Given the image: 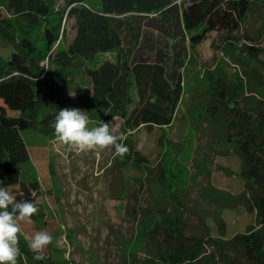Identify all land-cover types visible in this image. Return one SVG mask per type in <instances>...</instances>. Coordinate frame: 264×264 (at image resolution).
<instances>
[{
    "label": "trees",
    "instance_id": "1",
    "mask_svg": "<svg viewBox=\"0 0 264 264\" xmlns=\"http://www.w3.org/2000/svg\"><path fill=\"white\" fill-rule=\"evenodd\" d=\"M90 1L0 0V38L13 48L0 60V187L16 186L28 197L38 192V183L19 180L17 167L29 160L20 132L34 130L56 139L51 125L64 108L85 111L98 126L118 118L123 131L170 126L182 96L189 47L212 32H238L257 8H264V0H96L97 8ZM51 16L57 21L42 31V54L30 32ZM71 20L74 36L64 47L65 25ZM18 29L22 37L16 39L13 32ZM245 49L259 62L257 47ZM111 50L116 51L115 62L86 65ZM49 64L57 67L56 75L45 69ZM218 88L207 112L212 122L222 121L220 136L232 144L243 189L235 196L215 198L225 200L228 208H244L253 223L224 238L219 218L218 237H188L178 210L166 202L140 207L150 264H264V100L251 108L252 115L224 85ZM128 147L122 164L143 166L146 159ZM19 248L17 264H58L45 257L34 260L36 253L20 234Z\"/></svg>",
    "mask_w": 264,
    "mask_h": 264
},
{
    "label": "rangeland",
    "instance_id": "2",
    "mask_svg": "<svg viewBox=\"0 0 264 264\" xmlns=\"http://www.w3.org/2000/svg\"><path fill=\"white\" fill-rule=\"evenodd\" d=\"M89 4L98 7L96 0ZM56 21L51 16L31 29L30 37L42 54V31ZM65 26L64 47L74 36L73 21ZM13 36L22 37L20 30ZM252 45L260 51L259 62L246 52L245 46ZM12 50L0 38V60H6ZM188 52L182 96L170 126L123 131L120 119L108 121L110 131L122 137L118 142L131 144L146 159L139 168L124 166L113 147L79 151L34 130L20 132L29 160L17 167L19 180L36 182L39 189L30 197L16 186L7 190L17 202L34 201L38 208L30 223L20 222V235L29 247L36 232L46 231L53 242L43 255L58 264H150L143 248L145 212L140 209L161 201L178 210L188 237H218L219 218L224 238L244 232L253 223V215L244 208H228L225 200L215 198L238 195L243 183L236 175L238 158L232 144L220 136L222 121L212 122L207 106L218 84L252 115L251 108L264 100V8H257L238 32L209 33ZM106 61L115 62L116 51L98 53L86 65L97 68ZM46 68L57 74L54 65ZM78 77L83 81L81 71ZM130 94L135 98L133 86ZM68 101L73 104L74 96ZM88 127L98 125L89 120Z\"/></svg>",
    "mask_w": 264,
    "mask_h": 264
},
{
    "label": "clouds",
    "instance_id": "3",
    "mask_svg": "<svg viewBox=\"0 0 264 264\" xmlns=\"http://www.w3.org/2000/svg\"><path fill=\"white\" fill-rule=\"evenodd\" d=\"M89 118L85 111L76 108H64L58 111L52 123L56 139L64 145H72L79 151L106 149L113 147L115 155L124 157L129 148L122 137L113 134L110 126L103 123L89 129ZM22 195V194H21ZM38 213L36 203L16 201L7 188L0 187V264H17L21 255L19 248L20 222H31ZM53 242V237L46 231L36 232L30 247L36 253V261L44 259L43 249Z\"/></svg>",
    "mask_w": 264,
    "mask_h": 264
}]
</instances>
